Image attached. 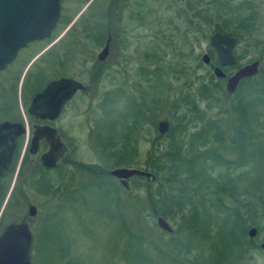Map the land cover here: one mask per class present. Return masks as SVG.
I'll return each instance as SVG.
<instances>
[{
  "label": "rangeland",
  "instance_id": "obj_1",
  "mask_svg": "<svg viewBox=\"0 0 264 264\" xmlns=\"http://www.w3.org/2000/svg\"><path fill=\"white\" fill-rule=\"evenodd\" d=\"M188 2L192 4L190 9L186 7L187 0H149L145 4V8H148L147 17H153L156 22H138L131 27L126 37L123 34L125 47L122 56L127 59L123 64V73L106 84L108 89L116 83L121 85L119 100L101 105L97 99H91L87 106L68 107L64 110L59 126L64 128L65 135L71 142L70 152L66 156L68 159L81 164H98L107 168V172L113 167L125 166H115V158L109 153L117 148L120 135L126 131L124 125L132 119V112L138 109L141 112L138 120L142 125L130 130V148L134 149L133 164L126 167H136L154 175L145 168L146 151L152 142L158 143L159 148L167 143L169 126H174L177 122L174 115H179L186 109L187 105L182 101L186 94L193 98L194 107L202 112L205 120L219 118V123L225 125L224 134L228 136L225 144L228 145L223 144L221 147V144L218 152L224 159H237L233 145L228 140L232 126L228 116L232 118L234 115L230 110L247 82L237 94L235 91L227 94L224 90V78L212 76L213 82L217 84L209 88L216 103L209 106L198 99V87L206 82L208 73L212 75V67L217 60L215 48L209 41L214 31L235 38L231 51L236 62L222 69L225 76L238 66L258 59V70L252 77H262L260 69L264 67V0H198V9L207 10V22L200 18L196 22L195 0ZM184 19L190 22H183ZM165 20L174 22H163ZM236 22L252 26L248 29L235 26L240 35L237 37L228 33ZM203 53L209 56L206 64L200 59ZM248 99L250 97H246L245 101L249 102ZM227 111L228 116L224 114ZM253 111L256 115L252 129L251 119L245 116L248 123L240 127L242 133L246 128L254 133L248 135L244 142L246 148L240 165L225 170L221 165H212L209 158L198 163V167L209 176L229 174L233 181V193L230 197L221 195V198L225 206H232L233 209L235 202H241L243 197L247 198V182L253 180L252 182L259 184V181L261 188L264 187V100H257ZM135 115L134 113V119ZM161 119L168 122V129L159 134L156 123ZM192 125L187 124L188 131L194 129ZM107 133L111 134L108 139L110 144H106ZM241 145L243 146L242 141ZM91 175L63 160L56 168L44 170L38 182L32 184L34 192L28 191V198L30 202L36 203L40 216L37 227L34 228L32 222V264H63L68 260H77L83 264H127L123 247L126 244L133 247L135 241L124 240L121 230L123 221L129 230L138 231L158 248L180 259L182 252L177 248L173 249L169 234L174 240L183 241L187 239L186 231H174L179 225L175 217H163L171 227V232L161 230L155 223V217L160 215L151 217L145 207L146 184L150 189L154 188L158 179L155 175L153 180H136V186H133L129 178L128 190L123 189L112 176L98 179ZM222 180L225 182L224 178ZM55 185L60 187V191L54 192ZM259 195L260 201L264 202V192H259ZM207 206L210 229L199 231L198 242L194 241L192 246L193 253L198 252L199 264L211 263L216 256H223L226 252V249L219 247L220 240L227 232L222 233L221 237L214 234L218 233L217 226H220L221 231L228 228V224L223 222L224 211L227 209ZM228 218L232 220L231 217ZM258 222L262 224L259 231L251 223L244 226L245 238H252L257 243V248H249L248 244L250 258L238 259L233 264H264V251L258 247L259 242L264 240V217ZM251 226L256 229V233L248 237L246 231ZM137 228L140 230H136ZM232 231L238 236L236 228ZM192 235L196 240V234ZM144 250L145 264H172L171 261H162L152 249Z\"/></svg>",
  "mask_w": 264,
  "mask_h": 264
},
{
  "label": "flooded vegetation",
  "instance_id": "obj_2",
  "mask_svg": "<svg viewBox=\"0 0 264 264\" xmlns=\"http://www.w3.org/2000/svg\"><path fill=\"white\" fill-rule=\"evenodd\" d=\"M148 2L58 0L57 17L49 31L23 43L0 67V124L12 125L13 132V145L0 171V234L9 223L25 222L31 235L30 261L33 229L39 225L40 216L38 206L28 198V191L34 192L32 184L38 182L43 171L56 168L70 152L71 142L59 126L64 110L87 106L91 99H97L101 105L119 100L121 85L116 83L108 89L106 84L123 73L127 59H123L122 50L131 27L138 22H156L147 17ZM194 14L198 22V0ZM61 78L80 86L65 95L59 110L50 116L53 101L49 98H59L64 92L53 89L40 107L33 105L32 100L48 83ZM54 132L66 147V153L50 167L43 165L39 157L49 148L48 137ZM30 205L34 213L28 216Z\"/></svg>",
  "mask_w": 264,
  "mask_h": 264
},
{
  "label": "trees",
  "instance_id": "obj_3",
  "mask_svg": "<svg viewBox=\"0 0 264 264\" xmlns=\"http://www.w3.org/2000/svg\"><path fill=\"white\" fill-rule=\"evenodd\" d=\"M191 6L192 4L187 0L186 7L190 9ZM198 18L202 21H209L206 8L198 9ZM223 24L225 27V22H223ZM235 26L248 29L252 25L236 22L228 33L239 37V30H236ZM216 64L218 65L217 60L215 61V65ZM224 67L226 66H221L222 69ZM260 71L262 77L259 76V79H254L252 76L244 78L234 90L237 94L240 92L241 86L247 82L244 89H242L237 96L235 105L233 106V104H231L233 107L230 111L234 112H232L234 114L232 118L227 115L229 109L224 113L228 116L229 122L231 119V134L228 140H230L233 145L232 149L236 152L237 159L227 160L220 156L218 152L219 146L222 144V147L223 144L227 142L226 138L228 137L224 134L225 131L223 129H225V125L222 126L223 124L219 123V121H221L219 118H207V120H205L202 112L194 107L193 98L189 97L187 94L182 99L183 104L187 105L186 109L179 115H174L177 122L174 126L170 125L168 133L166 132L168 138L167 143L164 144L162 148H159L158 143H151V146L146 151L147 164L145 168L152 171L158 179H156V186L152 189L144 182L147 186L144 196L145 207H147L151 217L154 215H160L165 218L175 217L179 225L177 224L178 228H175L174 231L177 232L179 229H184L187 239L183 241H180V239L174 240L172 235L169 234V237L172 239L170 240L173 244V249L177 248L176 250L182 252L180 253V259H177L176 255H169L165 250H161L156 244L145 239L138 231L129 230L128 226L123 221L121 230L125 236L124 240L134 239L135 241V246H127L126 244L123 247V254L127 257V264H145L146 257L144 256V249L146 248L152 249L164 262L167 261L170 263L171 261L172 264H199L197 257L198 252L193 253L192 246L194 241L198 242L199 231L210 229V218L207 213V205L213 206L216 209H219L220 206L227 209L224 211L225 216L223 222L228 224V228L222 230V232L219 230L220 226H217L216 230L218 233L214 234L221 237L222 233L227 232V235L225 234L223 239L220 240L221 246L219 247V249H226V252L223 256H216L211 263L206 262L201 264H233L238 259H249V248H257V243L254 242L252 238H245L244 226H246L247 223H251L255 225L258 231L262 227V224L258 222L264 217V202L260 201L259 195V192H264V187L261 188V182L258 181L259 184L252 182L253 180L247 182L245 184V194L246 196L248 195L247 198L243 197L241 202H235V208L233 209L232 206H225L221 198V195H229L230 197L233 193L231 184L233 181L229 177V174L220 173L218 175L209 176L207 172H204L202 168L198 167V163L204 158H209L212 165H221L225 170L240 165L239 163L242 161L241 158L244 156L246 148L244 142L248 135L254 134L250 128H246L244 133L240 131V127L242 128L244 124L247 125L248 123V119L245 120L244 116L251 119L252 129V123L256 115L253 109L257 105V100H264V67H262ZM212 76L213 75L208 73L206 82L201 83L198 87V99L208 103V106L211 103H216V98L212 96V92L209 88L210 86L215 87L217 84V82H213L214 76ZM201 78H203V76H201ZM246 97H250V100L248 99L249 102L245 101ZM135 107L138 108L137 105ZM134 113L136 114L135 119L133 118ZM140 113L138 109L132 112V119L124 125L126 127L125 134L122 133L120 135L117 148L109 153L111 157L115 158V166H128L133 164L134 149L133 147L130 148L131 140L129 134L131 129L133 130L136 126L139 127L142 125L141 121L139 122L138 120ZM224 117L225 116L222 117V120ZM195 123H197L196 126L194 125ZM187 124H193L192 127L194 129L188 131ZM159 136L158 134V137ZM109 137H111V134L107 133L106 144H110L108 140ZM241 141L243 146L241 145ZM225 145L227 146L228 143ZM64 161H68L76 168L92 174V177L95 176L98 179H103L104 176L110 177L107 168L98 164H81L67 157L64 158ZM211 167L212 166H210V168ZM221 178H224L225 182L223 180L221 181ZM143 179L144 176L140 175H132L130 177L133 186H136V180ZM209 183L211 186L214 185V187H211ZM225 183H227V185H225ZM57 190L60 191V187H56L55 185L54 192ZM228 217H231L232 220ZM233 228H236L238 236L232 231ZM136 230L140 229L137 228ZM194 233L196 234V240H194L192 235ZM200 236L207 237L204 234H200ZM188 254L189 256H187ZM194 254H196V257H194ZM63 264L83 263L77 260H68Z\"/></svg>",
  "mask_w": 264,
  "mask_h": 264
},
{
  "label": "water",
  "instance_id": "obj_4",
  "mask_svg": "<svg viewBox=\"0 0 264 264\" xmlns=\"http://www.w3.org/2000/svg\"><path fill=\"white\" fill-rule=\"evenodd\" d=\"M57 13L58 0H0V67L13 56L15 50L23 43L46 34L53 26ZM209 41L216 50L218 62V65L212 67V75L215 78H224L226 93H232L242 79L256 74L258 59L238 66L225 76L221 66L234 65L236 62L231 51L235 38L214 31L211 33ZM200 59L204 64L209 62V56L206 53H203ZM78 86H80L79 83L66 78L52 81L36 94L32 104L40 107L42 101L46 97H50L53 89H59L60 92H64L62 96L49 98L53 101V105L50 107L52 112L49 115L53 116L59 110L65 95L71 93ZM11 129L12 125L8 123L0 124V171L5 166L13 145ZM156 129L159 134L164 133L168 129V122L164 119L158 120ZM48 141L49 148L40 155L39 159L43 165L52 167L64 156L66 147L56 132L48 137ZM108 174L114 177L125 190L129 189L128 179L132 175L144 176L147 181L154 179L151 172L136 167H113L109 169ZM33 213V206H28L27 215L31 216ZM155 223L161 230L171 232V227L163 217L156 216ZM255 233L256 229L252 226L246 231L248 237L254 236ZM30 239V231L25 222L7 224L0 234V264H31ZM258 246L264 251V240H261Z\"/></svg>",
  "mask_w": 264,
  "mask_h": 264
}]
</instances>
